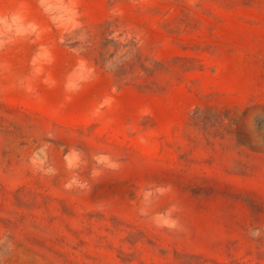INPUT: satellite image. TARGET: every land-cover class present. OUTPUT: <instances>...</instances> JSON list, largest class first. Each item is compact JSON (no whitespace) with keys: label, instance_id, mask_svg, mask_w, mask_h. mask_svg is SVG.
Segmentation results:
<instances>
[{"label":"rangeland","instance_id":"rangeland-1","mask_svg":"<svg viewBox=\"0 0 264 264\" xmlns=\"http://www.w3.org/2000/svg\"><path fill=\"white\" fill-rule=\"evenodd\" d=\"M0 264H264V0H0Z\"/></svg>","mask_w":264,"mask_h":264},{"label":"trees","instance_id":"trees-1","mask_svg":"<svg viewBox=\"0 0 264 264\" xmlns=\"http://www.w3.org/2000/svg\"><path fill=\"white\" fill-rule=\"evenodd\" d=\"M123 47H126V53L125 55H127L129 57V61H125L123 62L117 70L118 75L120 76V78H123V74H125V72L128 70V67H131V71H134L138 60L140 59V55H139V51L137 47H134V42H127V43H122ZM110 46L109 43V39H105L103 44H102V61L103 62H107L109 59L107 57V53L105 52L106 49H108ZM108 51V50H107ZM131 61V62H130Z\"/></svg>","mask_w":264,"mask_h":264}]
</instances>
